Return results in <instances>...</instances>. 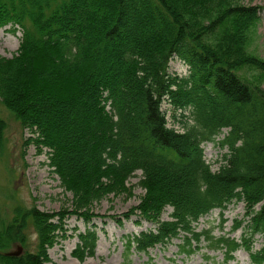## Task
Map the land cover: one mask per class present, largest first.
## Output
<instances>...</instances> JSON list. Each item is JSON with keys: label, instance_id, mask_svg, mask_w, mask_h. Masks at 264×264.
I'll return each instance as SVG.
<instances>
[{"label": "trees", "instance_id": "trees-1", "mask_svg": "<svg viewBox=\"0 0 264 264\" xmlns=\"http://www.w3.org/2000/svg\"><path fill=\"white\" fill-rule=\"evenodd\" d=\"M262 10L239 0H0V28L22 32L17 52L0 56V157L4 107L30 130L24 147L48 148L73 194L72 207L56 212L17 203L3 214L0 206V264H46L73 216L91 227L72 255H95L93 203L131 195L138 171L145 194L124 217L155 228L128 236V251L179 239L181 254L205 248L232 260L244 249L251 264H264V243L254 250L252 242L264 239V89L239 74L248 66L264 76V60L247 49ZM174 57L187 75L170 73ZM165 100L188 111L182 132L169 127ZM208 142L228 149L218 171L205 159ZM239 202L245 216L232 231L244 229L241 240L197 230L200 218ZM14 244L23 253L7 256Z\"/></svg>", "mask_w": 264, "mask_h": 264}, {"label": "rangeland", "instance_id": "rangeland-1", "mask_svg": "<svg viewBox=\"0 0 264 264\" xmlns=\"http://www.w3.org/2000/svg\"><path fill=\"white\" fill-rule=\"evenodd\" d=\"M240 4L246 6H264V0H239ZM22 32L12 31L10 26L0 28V56L12 57L18 50ZM248 51L264 60V11L260 12V19L257 25L248 33ZM170 73L180 77L189 73L188 66L181 59L174 57L170 62ZM241 77L258 84L264 89V76L252 67H242L239 70ZM167 115L168 125L177 131L182 132L189 121L188 111L182 112L176 109L169 100L162 105ZM2 115L7 121L6 148L0 157V206L3 214H9L12 207L23 204L26 207L37 206L40 210L56 212L62 208H71L73 194L62 186L59 176L50 166L48 148L41 151L37 146L31 144L24 147V139L31 135L30 130H24L20 123L7 111L2 108ZM227 130L216 140H221ZM206 161L211 165L213 171H218L224 164L223 156L228 152L227 148L221 147L217 142L203 144ZM142 172L138 171L128 185L132 187L133 193L114 195L110 194L92 205L94 224L97 225L98 243L96 253L85 259L76 258L72 255L73 250L79 243L78 234L85 232L91 224L84 220L71 217L67 220L68 236L61 239L49 249L50 261L46 264H251L249 253L240 249L234 254L232 260L221 251H208L203 249L191 255L179 252V239L166 246L151 248L148 253H140L134 250L128 251L125 240L128 236L138 235L142 231L154 229L155 225L142 221L138 224L139 217L133 216L126 219L124 214L137 206L145 191L140 187L139 181ZM245 204L243 202L232 203L221 214L219 209L212 210L209 214L200 218L197 230L212 228L216 236L230 234L237 240H241L244 229L233 232L237 221L245 216ZM172 208L168 207L163 214V219H169ZM121 220L120 221H118ZM29 249H35L37 240L36 234L30 230ZM254 250L262 247L264 239L256 235L252 239ZM22 245L14 244L9 252L17 250ZM24 249V248H23ZM7 253V252H6Z\"/></svg>", "mask_w": 264, "mask_h": 264}, {"label": "water", "instance_id": "water-1", "mask_svg": "<svg viewBox=\"0 0 264 264\" xmlns=\"http://www.w3.org/2000/svg\"><path fill=\"white\" fill-rule=\"evenodd\" d=\"M22 253H23V248L21 246H19L17 248V250L11 251V252H7L6 255L7 256H20Z\"/></svg>", "mask_w": 264, "mask_h": 264}]
</instances>
